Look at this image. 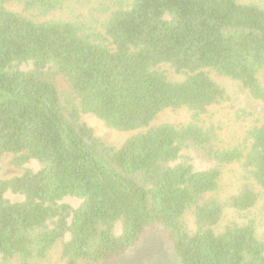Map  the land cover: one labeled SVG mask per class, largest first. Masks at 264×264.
<instances>
[{
	"label": "trees",
	"instance_id": "trees-1",
	"mask_svg": "<svg viewBox=\"0 0 264 264\" xmlns=\"http://www.w3.org/2000/svg\"><path fill=\"white\" fill-rule=\"evenodd\" d=\"M261 71L264 0H0V157L23 171L0 181V264H45L57 249L63 264H105L158 227L181 264H264L255 221L216 231L264 195V124L221 148L201 123L226 99L213 75L264 103ZM168 109L191 121L153 126ZM83 114L137 133L115 148ZM232 164L243 183L218 198Z\"/></svg>",
	"mask_w": 264,
	"mask_h": 264
},
{
	"label": "rangeland",
	"instance_id": "rangeland-1",
	"mask_svg": "<svg viewBox=\"0 0 264 264\" xmlns=\"http://www.w3.org/2000/svg\"><path fill=\"white\" fill-rule=\"evenodd\" d=\"M8 9L21 11L16 4H9ZM58 12L54 17H62ZM49 19V18H46ZM31 65H23L22 69H29ZM160 69L166 72L171 81L178 82L185 79L182 74H177L168 64L160 65ZM217 83L225 90L226 99L221 104L209 109L208 114L201 117V123L214 126L217 134L218 145L221 148H229L240 144L245 137L246 131L253 126L264 124V103L254 100L247 90L239 82L227 78H220L213 75ZM259 81L264 87V71L258 74ZM82 120L87 123L95 134L107 144L120 148L137 131L121 132L107 127L102 121L91 114H83ZM191 121V114L186 109H168L159 114L153 122V126L172 124L175 126L186 125ZM13 156L6 154L0 157V181L20 176L23 171L12 165ZM198 170L205 169L208 164L199 161L195 163ZM26 167L38 170L37 162L32 161ZM244 172L240 164H232L224 167L219 182V190L215 194L218 198H225L235 194L243 183ZM259 190V189H258ZM260 191V190H259ZM6 197L12 202L20 201L23 197L10 192ZM65 203L76 208L80 200L67 197ZM250 220L256 222L257 237L264 241V195H261L258 204L252 210L244 213H237L234 210H227L222 222L216 228L219 231L230 221L239 224H246ZM190 231H194V222L190 214L186 216ZM117 231H120L118 226ZM45 264H63L61 249L53 251ZM105 264H181L175 252L174 241L170 232L163 227L153 228L145 238L124 256L107 261Z\"/></svg>",
	"mask_w": 264,
	"mask_h": 264
}]
</instances>
